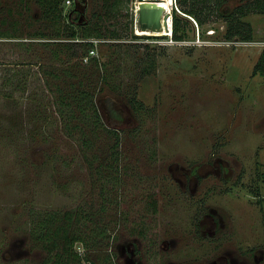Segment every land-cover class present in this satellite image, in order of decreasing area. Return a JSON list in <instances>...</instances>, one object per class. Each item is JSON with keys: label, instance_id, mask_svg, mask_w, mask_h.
I'll use <instances>...</instances> for the list:
<instances>
[{"label": "rangeland", "instance_id": "374dc122", "mask_svg": "<svg viewBox=\"0 0 264 264\" xmlns=\"http://www.w3.org/2000/svg\"><path fill=\"white\" fill-rule=\"evenodd\" d=\"M136 1L62 3L63 13L75 7L76 18L104 28L94 55L106 60L105 68L83 57L75 75L92 86L102 121L117 131L119 149L118 180H110L113 200L107 204V247L85 250L77 242L75 248L86 251L91 261L84 264H104V253L124 264L119 245L129 240L139 243L142 264H207L214 251L223 250L239 259L253 243L264 246V74H252L264 48V12L243 15L252 40L242 41L223 36L222 18L200 23L172 8L171 17L174 9L187 22L184 37L171 41L137 29ZM240 2L222 0L215 9L227 13ZM43 6L38 0H0V31L14 35L0 34V264L38 262L44 251L31 240L30 218L38 210L71 208L90 191L80 153L61 134L54 107L49 109L42 72L54 66L56 72L72 71L77 60L63 50L54 55L39 36L29 46L19 40L21 34L47 31ZM112 28L128 34L107 38ZM57 76L53 82L68 84L62 73ZM26 93L35 97L32 104ZM104 95L113 99L121 120L102 110ZM14 97L21 103L12 102ZM18 109L22 127L16 136L7 117ZM41 122L39 134L30 135ZM113 140L101 132L90 147L99 156ZM53 146L58 152L52 155ZM68 152L75 153L70 160L63 155ZM203 212L201 226L210 239L194 232ZM172 239L174 245L161 249ZM259 260L264 264V257Z\"/></svg>", "mask_w": 264, "mask_h": 264}, {"label": "trees", "instance_id": "16d2710c", "mask_svg": "<svg viewBox=\"0 0 264 264\" xmlns=\"http://www.w3.org/2000/svg\"><path fill=\"white\" fill-rule=\"evenodd\" d=\"M63 1L38 0L41 5H44L42 9L43 16L50 20V25L47 31L31 32L29 36L25 35L24 37L21 34V36L19 35V40L26 41L25 43H28L27 46H29V44H34L32 41L35 40L36 36H39L43 38L42 43L44 45L49 43L53 46L51 50L54 55L57 56L58 52L63 50V53H67L68 58L70 55L77 60L74 65L75 69L73 68L74 70L72 71L62 67L61 72H56L55 68L57 67L54 66L52 69L44 67L42 72L45 77L44 84L48 91L49 109L51 105L54 107L53 111L56 112L57 116H60L58 121L60 122L61 134L63 137L68 138L73 143L76 152L80 153L79 155L85 165L88 176V189L90 191L85 193L81 197L80 202L71 208L38 210L34 213V217L30 218L28 232L31 240L44 251L41 259L34 264H84L82 260H87L90 263L91 260L88 258L86 251L81 255L75 248V243H81L85 250L88 248L93 250L107 247L110 234L107 204L113 200L112 191L114 188L111 181H117L119 174L117 168L119 155L117 131L115 127L105 125L102 121L99 105L97 106L94 99L92 86L86 85L75 75L76 70L80 73L78 61L83 62V57L85 56H87V59L84 63L91 62L92 65H99V68H102L101 70L105 68L106 60L100 61L98 56L88 54V50L94 46L92 39L102 38L104 36V28L102 29L96 24L82 21L79 17L76 18L73 15L77 11L75 7H69L63 13ZM175 1L180 12L194 17L200 23L211 19H224L226 28L223 36L228 40H252L251 25L242 17L250 10L264 12V0H241L227 13L217 12L215 9L222 0ZM204 9H207V11ZM178 15L173 9L171 35L175 40L184 37L185 24L187 22L185 17L181 15V19ZM60 20L61 23H59ZM76 26L79 28H76ZM7 33L8 31H0L2 35H7ZM127 34L128 31L126 32V30L118 31L116 28H112L108 30L107 38L118 40L124 38ZM8 36L14 35L8 33ZM90 68L92 67L90 66ZM93 72L94 70L90 71V73ZM99 72H101L102 78L106 77L102 74V71L99 70ZM60 73H62L63 78H67L68 84L60 85L56 81L53 82L52 79H58L57 75H60ZM254 73L264 74V48L261 49L253 65L252 74ZM70 77L75 78V82L70 81ZM50 78L51 83L49 82ZM49 85L52 87H49ZM25 97L28 99L29 104L36 100L31 93H26ZM101 100L102 110L105 111L111 120L119 121L122 119L121 111L115 106L113 99L109 95H104ZM13 101L21 103L18 97L12 98ZM33 105L34 107L36 106V104ZM139 105L140 103L137 106ZM43 106L47 107L48 104L43 103ZM26 110H28L26 111V118L33 115L31 114L32 111H29V107ZM35 111L38 112L37 108H35ZM21 114L22 109H18L17 113H10L7 117L10 130L16 136L22 127V121L18 118L21 117ZM42 118L45 119L46 117L42 116ZM35 124L28 131L32 136L39 134L43 125L41 122L39 127H35ZM2 128L0 127L1 130ZM88 132L92 135L91 137ZM101 132L114 137V140L105 149L100 150V154L97 156L90 146L93 145V137H96ZM47 135L50 137L51 133L47 132ZM52 151V155L56 154L58 152L57 146H53ZM58 154L60 155V153ZM89 154H91L90 157ZM63 155L70 160L75 153L69 154L68 152ZM63 186L64 184L61 182L60 187ZM100 258L104 264H115L110 253H104Z\"/></svg>", "mask_w": 264, "mask_h": 264}, {"label": "flooded vegetation", "instance_id": "af4514ba", "mask_svg": "<svg viewBox=\"0 0 264 264\" xmlns=\"http://www.w3.org/2000/svg\"><path fill=\"white\" fill-rule=\"evenodd\" d=\"M167 1V2H166ZM171 0H161L158 2H153V3H160L161 5H163L165 8L167 7V4L170 3ZM73 2L75 3V0H73ZM149 3V1H142L141 3ZM136 3H139L136 1ZM77 9V8H76ZM170 9V6H169ZM163 32L161 33H168V27H170V22L168 20V24L167 27L165 28ZM205 213H201L200 215H197V222H195L194 227H195V231L196 233H198L201 237L205 238H211L208 234L209 232H207V230L203 229L201 226V218L202 216H204ZM208 215V214H206ZM195 221V220H194ZM193 221V222H194ZM169 242V244H168ZM166 243V241H163L162 243L165 244L163 245L164 247H161V249L166 248L168 245L175 244L174 239L168 241ZM139 243L137 241L134 240H129V241H125L122 244L119 245V257L123 260L124 264H142L141 263V258L139 257L138 253H141V251L137 250V248H139ZM214 255L210 258H207L206 263L207 264H238V261L242 264H258L259 263V259L264 257V246L263 247H258L256 245V243H253L249 249H247V253L245 255H241L239 259H236L235 256H232L233 252L232 251H221L218 252L214 251ZM226 252V253H224ZM229 257V258H228ZM168 264V263H167ZM183 264H188V263H183Z\"/></svg>", "mask_w": 264, "mask_h": 264}, {"label": "water", "instance_id": "95a60500", "mask_svg": "<svg viewBox=\"0 0 264 264\" xmlns=\"http://www.w3.org/2000/svg\"><path fill=\"white\" fill-rule=\"evenodd\" d=\"M143 1V0H138ZM185 16V13H182ZM168 11L160 3H141L137 5L136 26L139 31L159 30L162 25L167 27ZM149 34V33H147ZM153 34V33H152Z\"/></svg>", "mask_w": 264, "mask_h": 264}, {"label": "built area", "instance_id": "2783aa9c", "mask_svg": "<svg viewBox=\"0 0 264 264\" xmlns=\"http://www.w3.org/2000/svg\"><path fill=\"white\" fill-rule=\"evenodd\" d=\"M65 2H66V4H69V3H70V0H65ZM169 6H170V9L168 10V13H169L168 18H169L170 23H171V14H170L171 9H172V8H176L177 10H179V9H178V7H177V4H176V1H175V0H171L170 3H169ZM135 10L137 11V6H135ZM168 18H167V19H168ZM168 36H169L170 40L173 41V38L171 37V33H169ZM92 41H93V43H94V46L91 47V48L88 50V54H89V55H94V54L96 53V50H95V45H96V43H95V42L97 41V39L94 38V39H92ZM84 59H87V56H85Z\"/></svg>", "mask_w": 264, "mask_h": 264}, {"label": "bare ground", "instance_id": "6f19581e", "mask_svg": "<svg viewBox=\"0 0 264 264\" xmlns=\"http://www.w3.org/2000/svg\"><path fill=\"white\" fill-rule=\"evenodd\" d=\"M143 1H149V3H153V2H158L161 0H143ZM137 2H142V1L137 0ZM136 4H138V3H136ZM157 4H159V3H157ZM168 10H169V4H167V7L165 8V11H168ZM168 20H169V18L167 19V24H168ZM169 22H170V20H169ZM170 28H171V23H170V27H168V31H169L168 33H170ZM163 30H164V27L162 25V27L159 30H142L140 32H142V33H161V32H163Z\"/></svg>", "mask_w": 264, "mask_h": 264}, {"label": "clouds", "instance_id": "9594fccd", "mask_svg": "<svg viewBox=\"0 0 264 264\" xmlns=\"http://www.w3.org/2000/svg\"><path fill=\"white\" fill-rule=\"evenodd\" d=\"M171 19H172V17H171ZM170 33H171V28H170ZM162 34L168 35L169 33H162ZM171 37H172V35H171ZM79 252L81 255L83 254V248L82 247L79 249Z\"/></svg>", "mask_w": 264, "mask_h": 264}]
</instances>
